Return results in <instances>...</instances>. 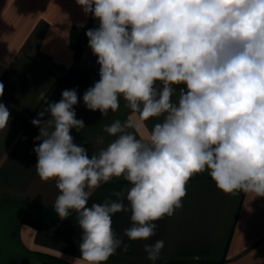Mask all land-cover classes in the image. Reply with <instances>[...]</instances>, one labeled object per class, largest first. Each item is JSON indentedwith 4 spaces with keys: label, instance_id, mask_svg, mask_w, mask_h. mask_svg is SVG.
<instances>
[{
    "label": "clouds",
    "instance_id": "clouds-1",
    "mask_svg": "<svg viewBox=\"0 0 264 264\" xmlns=\"http://www.w3.org/2000/svg\"><path fill=\"white\" fill-rule=\"evenodd\" d=\"M75 2L99 21L86 36L100 78L83 103L104 117L123 98L132 116L105 125L114 139L90 156L71 135L85 127L74 110L77 90H63L58 102L40 94L47 108L32 120L40 133L35 169L41 181H55L57 216L77 214L81 243L74 264H106L118 249L129 251L112 227L122 211L131 221L124 236L149 240L155 222L182 207L195 174L207 172L225 194L264 197V0ZM160 117L137 138L143 122ZM9 122L0 103V130ZM121 177L129 188L88 206L96 189ZM163 248V240L145 244L147 259H159Z\"/></svg>",
    "mask_w": 264,
    "mask_h": 264
},
{
    "label": "crops",
    "instance_id": "crops-1",
    "mask_svg": "<svg viewBox=\"0 0 264 264\" xmlns=\"http://www.w3.org/2000/svg\"><path fill=\"white\" fill-rule=\"evenodd\" d=\"M93 25L98 28L99 21L85 15L75 0H0V103L10 112L8 128L0 130V264H55L49 256L74 264L80 255L77 214L72 211L61 220L53 207L59 194L55 181L43 182L36 173L34 148L40 133L32 120L45 111L40 94L48 99L57 80L71 69L90 76L74 106L85 127L71 130L74 142L90 156L114 139L103 132L105 125L132 116L123 98L119 109L104 117L83 103L84 92L100 78L99 65L88 40L77 51L72 34ZM162 119L143 122L145 127L135 130L137 138L146 137ZM129 187L122 177L114 178L93 192L88 206L116 199L113 192ZM155 223L156 234L149 240L129 241L124 230L131 226L130 212L114 214L112 227L130 247L126 253L118 249L106 264H264V197L225 194L207 172L193 175L182 207ZM157 240L164 241V248L153 262L144 245Z\"/></svg>",
    "mask_w": 264,
    "mask_h": 264
},
{
    "label": "trees",
    "instance_id": "trees-1",
    "mask_svg": "<svg viewBox=\"0 0 264 264\" xmlns=\"http://www.w3.org/2000/svg\"><path fill=\"white\" fill-rule=\"evenodd\" d=\"M94 28H95V25H93L89 29H94ZM86 32L87 30L84 32L75 31L72 34V45L77 51H80L84 43L88 40V37L86 36ZM88 81H90L89 75L82 74L76 70L71 69L67 72V74L64 77L57 80V83L53 87L48 97V101L58 102L61 99L62 91L65 89H76L77 94H79L81 87ZM46 108H47V104H45L44 109ZM49 258L52 259L55 262V264H70L57 257L49 256Z\"/></svg>",
    "mask_w": 264,
    "mask_h": 264
}]
</instances>
